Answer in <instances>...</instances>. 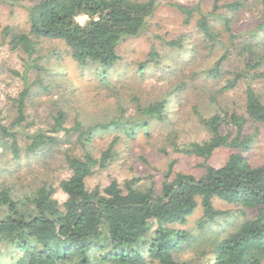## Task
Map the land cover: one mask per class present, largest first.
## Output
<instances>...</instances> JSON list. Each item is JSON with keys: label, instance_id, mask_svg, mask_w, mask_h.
Returning a JSON list of instances; mask_svg holds the SVG:
<instances>
[{"label": "trees", "instance_id": "trees-1", "mask_svg": "<svg viewBox=\"0 0 264 264\" xmlns=\"http://www.w3.org/2000/svg\"><path fill=\"white\" fill-rule=\"evenodd\" d=\"M217 1L207 12L199 4L171 3L185 24L194 21L192 29L162 40L163 51L152 46L137 63L139 80L146 68L157 66L166 89L151 98L134 90L127 95L130 114L110 82L122 59L117 45L141 34L159 0L15 1L28 28L4 27L10 49L38 69L42 40L59 41L64 52L59 58L92 69L101 86L115 92L116 105L90 121L78 113L67 126L61 92L51 101L47 125L20 133L29 82L25 73L13 71L24 85L13 100L15 118L5 123L0 109V176L8 173L0 179V264H192V258L182 259L188 248L197 255L212 253L209 264H264V164H252L247 156L264 124V0H225L220 7ZM252 4L256 22L234 31V17ZM36 83L49 90L41 79ZM187 102L189 110L181 113ZM184 114L208 138L181 142ZM154 126L164 130L156 146L167 159L159 187L150 176L147 184L132 177L86 188L96 167L107 168L139 134L151 138ZM97 137L109 138L102 149ZM219 148L230 152L216 167L208 160ZM172 154L203 159L200 174L176 171ZM35 163L41 171H34ZM10 165L24 167L31 177L12 176ZM60 169L67 176L60 177ZM57 187L66 195L62 205L53 196ZM198 208L194 232L185 226Z\"/></svg>", "mask_w": 264, "mask_h": 264}, {"label": "rangeland", "instance_id": "rangeland-1", "mask_svg": "<svg viewBox=\"0 0 264 264\" xmlns=\"http://www.w3.org/2000/svg\"><path fill=\"white\" fill-rule=\"evenodd\" d=\"M16 0L0 1V109L5 123L12 121L15 118V109L13 100L23 89V80L20 75L14 74L16 71L19 74L25 73V77L29 82V98L25 105V121L22 122L20 133L24 131H32L36 128L45 127L50 119L51 101L58 98V93H65L66 103L64 107L69 109V119L67 126L71 125L72 117L82 113L88 121L100 116L106 107L112 109L115 106V92H110L103 88L99 83L94 71L89 68H80L75 62L70 59L59 58L62 44L56 40L44 39L40 44L41 53L44 56L41 65L42 68L28 66L26 63L27 57L24 53L18 50H12L8 46L6 38L3 37V29L5 26H10L14 31L25 30L28 28L26 14L24 9L15 3ZM160 4L156 7L153 15L148 19L146 28L136 37H129L122 40L117 45V51L122 57L111 72L110 82L113 91H117L121 102L124 104L125 114H130L132 104L129 97L134 90L141 92L145 98L158 96L159 92L166 89V83L160 75V69L157 66L152 67L150 71L145 70V77L139 80L137 76V63L143 61L150 51L152 46L157 50L163 51V41L177 37L179 34H189L192 29V24L183 22L184 15L176 9L171 3H177L185 6H193L199 4L202 11H210L215 0H159ZM225 0H218L217 5L220 7ZM12 2V3H11ZM223 8H219L221 11ZM258 17V11L255 4L242 8L237 17L232 21L234 31H241L254 25ZM78 22L82 23L85 17H77ZM219 26V22H218ZM157 36V37H156ZM56 52V53H52ZM187 57L183 58L186 59ZM28 70H25L26 67ZM26 71V72H25ZM149 71V72H148ZM148 74V76H147ZM36 79H41L48 84L49 90L41 89L36 83ZM236 97V95H230ZM239 101V99H238ZM174 110L179 111L180 107L177 103H173ZM185 113L189 110V102L183 103ZM81 116V115H78ZM90 118V119H88ZM183 130H181L180 141H201L208 138V132L195 121H192L187 115L182 117ZM163 128L154 126L152 128V137L146 138L139 134L132 142L120 147L119 157L110 164L107 168H95L94 172L85 180V185L88 190L95 187L100 189L106 186L112 179H116L120 184L125 179L132 177L138 178L139 183L147 184L151 179L155 182V187L160 186L166 170L167 159L162 156L156 146L158 137ZM22 135V134H21ZM23 136V135H22ZM20 138V137H19ZM97 137L95 142L98 149H102L108 143L109 138ZM21 141V140H20ZM23 141L20 142L22 145ZM229 150L226 148L217 149L208 162L213 166H220L227 158ZM177 159L175 170L183 173H193L199 175L201 172V162L203 159L197 157H186L184 155L172 154ZM248 159L252 164H264V124L259 128L258 135L255 138ZM11 154L8 150L4 151V158L9 160ZM40 163H35L33 167H40ZM12 176H20L21 174L31 176V172L25 171L24 167L11 166L9 167ZM38 168L34 171H41ZM33 171V172H34ZM25 172V173H24ZM60 177L67 176V170L60 169ZM51 178L57 177L56 173H48ZM59 175V174H58ZM8 177V173L0 176V179ZM53 196L62 205L66 199V195L57 187ZM233 206L223 205V208H231ZM238 213L237 211H235ZM201 214L200 208L195 211V214L190 217L189 222L185 227L191 228L195 226V220ZM233 221L230 219V222ZM192 258V264H209L213 259V254L210 252L204 255H197L191 249H186L182 254V259ZM156 264V263H148Z\"/></svg>", "mask_w": 264, "mask_h": 264}, {"label": "built area", "instance_id": "built-area-1", "mask_svg": "<svg viewBox=\"0 0 264 264\" xmlns=\"http://www.w3.org/2000/svg\"><path fill=\"white\" fill-rule=\"evenodd\" d=\"M84 17V16H83Z\"/></svg>", "mask_w": 264, "mask_h": 264}]
</instances>
